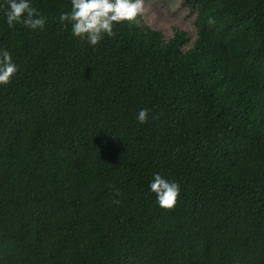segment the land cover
<instances>
[{"label":"trees","instance_id":"16d2710c","mask_svg":"<svg viewBox=\"0 0 264 264\" xmlns=\"http://www.w3.org/2000/svg\"><path fill=\"white\" fill-rule=\"evenodd\" d=\"M32 3L43 30L0 9V264H264V0H184L188 49L141 15L91 46L70 0Z\"/></svg>","mask_w":264,"mask_h":264},{"label":"clouds","instance_id":"9594fccd","mask_svg":"<svg viewBox=\"0 0 264 264\" xmlns=\"http://www.w3.org/2000/svg\"><path fill=\"white\" fill-rule=\"evenodd\" d=\"M3 20L9 28L22 24L32 30H43L47 17L33 6L32 0H0ZM144 11V0H70V9L61 10L58 22L69 28L73 37L96 46L101 40L116 35V25L133 22ZM208 24L215 23L212 17ZM19 65L7 47L0 46V85L8 84L18 73ZM149 109L137 110L135 119L143 124L148 119ZM148 190L155 195V202L162 208H171L176 203L180 186L159 171L153 172L148 181Z\"/></svg>","mask_w":264,"mask_h":264},{"label":"rangeland","instance_id":"374dc122","mask_svg":"<svg viewBox=\"0 0 264 264\" xmlns=\"http://www.w3.org/2000/svg\"><path fill=\"white\" fill-rule=\"evenodd\" d=\"M184 0H144V11L141 14L144 22L163 33L168 41L176 30H183L190 38L188 49L197 38L195 25L196 12L185 6Z\"/></svg>","mask_w":264,"mask_h":264}]
</instances>
